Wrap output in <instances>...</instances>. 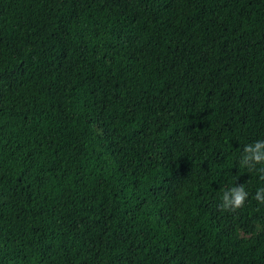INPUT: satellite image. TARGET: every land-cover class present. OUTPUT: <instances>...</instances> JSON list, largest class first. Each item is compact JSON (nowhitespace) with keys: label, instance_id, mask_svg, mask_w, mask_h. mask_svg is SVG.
Listing matches in <instances>:
<instances>
[{"label":"trees","instance_id":"obj_1","mask_svg":"<svg viewBox=\"0 0 264 264\" xmlns=\"http://www.w3.org/2000/svg\"><path fill=\"white\" fill-rule=\"evenodd\" d=\"M260 140L264 0H0V264H264Z\"/></svg>","mask_w":264,"mask_h":264},{"label":"clouds","instance_id":"obj_2","mask_svg":"<svg viewBox=\"0 0 264 264\" xmlns=\"http://www.w3.org/2000/svg\"><path fill=\"white\" fill-rule=\"evenodd\" d=\"M241 165L247 167L249 171L255 169L256 165L264 164V140L256 141L247 144L243 148L241 156ZM264 171V169H261ZM249 193L246 191L244 184L237 183L236 185L223 190L219 205L222 211H236L244 207ZM255 199L259 203H264V188H260L255 193Z\"/></svg>","mask_w":264,"mask_h":264}]
</instances>
